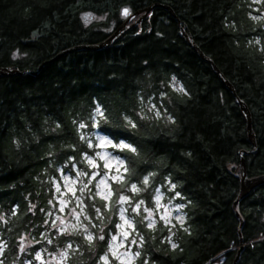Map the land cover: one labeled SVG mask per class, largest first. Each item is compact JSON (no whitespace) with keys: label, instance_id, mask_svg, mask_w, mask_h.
<instances>
[{"label":"trees","instance_id":"1","mask_svg":"<svg viewBox=\"0 0 264 264\" xmlns=\"http://www.w3.org/2000/svg\"><path fill=\"white\" fill-rule=\"evenodd\" d=\"M153 4L170 6L234 85L251 111L257 146L237 97L163 7L108 48L69 52L36 73L64 50L108 39L128 17L124 9ZM85 12L107 19L86 24ZM257 35H264V0H0V67L23 71L0 77V264H31L39 251L69 245L65 264H97L120 221V195L151 205L158 187L183 204L184 220L149 227L132 214L140 253L133 264H234L242 240L238 264H264V184L239 201L242 226L234 207L242 158L249 177L264 174V46ZM147 97L160 115L144 112ZM96 132L136 152L110 147L128 171L112 182L108 199L94 185L85 193L89 242L83 230L53 226L55 182L74 166L89 168L84 155L93 152Z\"/></svg>","mask_w":264,"mask_h":264},{"label":"rangeland","instance_id":"2","mask_svg":"<svg viewBox=\"0 0 264 264\" xmlns=\"http://www.w3.org/2000/svg\"><path fill=\"white\" fill-rule=\"evenodd\" d=\"M259 1V0H254ZM82 18L86 24H90L93 22L98 21H105L107 19L106 14H96L94 12H85L82 14ZM114 28V24H110L106 29L107 31H111ZM255 42L258 43L260 46H264V36H258L255 39ZM172 86L175 88H180V84L176 81H172ZM143 107L144 112L150 115L157 116V113H160L159 106L153 101V98L147 97L143 100ZM99 109V108H97ZM101 112V110L99 109ZM97 116L99 115L96 111ZM95 137H97V143L93 152L85 153L84 157L86 162L88 163L89 158H91L99 167H92L88 163V169L82 171L79 167H73L72 172H64L61 175L60 179H57L55 182V186L57 189V185L60 187V191L57 193V200H58V207L55 211L54 217V224L53 226L61 233L66 231H77L83 230L85 234L88 236L91 234L93 236V227L90 224V216L87 214L85 209V202H84V195L90 189L92 185L98 190V193L105 197L109 198V192H111V184L112 182L116 181L113 180L112 177L121 175L120 171L123 170V167H119L115 160H113L110 164L109 168L104 167V160L100 159L98 153H111L112 157H119L114 153L110 146L106 147H99V137H105L108 140L110 138L104 136L103 134L96 132ZM124 142V141H120ZM119 142V143H120ZM113 144H115L112 141ZM125 143V142H124ZM123 160V159H122ZM119 167V172L117 168ZM99 172L100 175L96 176L95 179H92L91 182L90 178L93 174ZM78 173H87L88 175H79ZM65 177L68 178L67 182L65 181ZM106 177V185H101L100 188H97V183L100 181L101 178ZM75 180L76 183L73 185L71 181ZM84 184H87L88 187L83 192H81V188ZM137 186V185H136ZM138 187V186H137ZM131 190V187H130ZM132 191V190H131ZM165 192L163 187H158L153 196V202L149 205L143 199H133L131 195L127 192H124L119 197V217L120 221L116 224V228L110 231L109 236V248L108 250L102 255L101 260L97 264H106L103 257L107 256V264H133L136 261L137 256L134 254L138 251L135 249V244H138L134 234L132 233V229L134 227V222L132 218V214H141L143 217V221L147 222L149 225L154 221V224H157L160 221H163L164 224L175 225L178 222H182L184 220L183 214V204L177 203V200L173 196H165ZM127 197V200L121 201V197ZM159 196V202H157L156 197ZM141 200L144 201L138 211H133V208L139 203ZM63 201V203H62ZM82 202V203H81ZM61 209H63L61 211ZM72 209H75V214H73ZM83 209V211H82ZM121 209H124V217L126 220L130 221V224L125 223V220L121 219ZM143 209L144 213L141 212ZM148 209L152 212V216H148ZM79 218L77 219V215ZM59 217V219H58ZM63 221V223H61ZM71 225H76L75 228L70 227ZM117 225H122L121 227H117ZM152 225V226H153ZM101 232V231H100ZM127 233V237L123 235V233ZM115 236L116 240L113 241L112 237ZM135 241V243H133ZM2 242L0 241V253L2 251ZM67 252L68 256V247H64L62 249H58L56 252L50 254L46 253L44 250L39 251L35 256V261L31 264H65L66 257H62L61 253ZM39 255V259L37 258Z\"/></svg>","mask_w":264,"mask_h":264},{"label":"water","instance_id":"3","mask_svg":"<svg viewBox=\"0 0 264 264\" xmlns=\"http://www.w3.org/2000/svg\"><path fill=\"white\" fill-rule=\"evenodd\" d=\"M156 7H163L167 11H169L170 14H172L174 16V18L177 20L178 24L181 27V33H182L185 41L187 43H189L191 46H193V48L196 50V52L200 55V57L203 60L209 62L212 65L213 69L218 74V76L221 79V81L223 82V84L230 91H232L234 93V95L237 97L238 103L241 107V111H242V113L246 119L247 125H248L249 137H250L252 143L254 144V146H257L256 135H255V132H254L253 126H252V114H251V111H250L248 105L239 98L234 85L226 78V76L223 74V72L220 70V68L216 65L214 60L211 57H209L200 48V46H198V44L194 41L193 36L186 31V25H184V26L182 25V23H183L182 20L176 15L174 10L170 6H167V5L153 4L149 7L138 10L136 12H129V10L127 9L128 10V15H127L128 17L120 26H118L116 29L113 30V32L111 33V35L109 36L108 39H106L105 41H102L100 43L84 44V45H80V46H76V47L64 50V51L60 52L56 57L44 61L39 66L36 73H39L44 68L45 65L59 59L60 57L66 55L69 52L80 51V50H103V49L108 48L109 46L115 44L127 31H129L136 24L141 22ZM124 10H123V13H124ZM139 14H142L141 17L138 20H136L134 23H131V21L135 17H137ZM22 73H23V71H20L19 69H14V68H10V67H0V77H10V76H14V75H21ZM241 171H242L241 190H240L239 196L235 202L234 207H235V210L237 212L238 217L241 220V226H242L243 225V218H242V215L240 214V211L238 208L239 201L242 200L246 195H248L256 187L264 184V174L256 176V177H249L248 173H247L246 161L244 158H242V160H241ZM244 246H245V243L242 240L241 241V247H240V250L238 252V255H237V258H236L234 264L239 263L241 252H242Z\"/></svg>","mask_w":264,"mask_h":264},{"label":"snow or ice","instance_id":"4","mask_svg":"<svg viewBox=\"0 0 264 264\" xmlns=\"http://www.w3.org/2000/svg\"><path fill=\"white\" fill-rule=\"evenodd\" d=\"M124 15H128V10H127V9L124 10ZM97 113H98L99 115H101V116L103 115V113L100 112L99 109H97ZM157 115H159V113H157ZM80 127H85V125L82 124V125H80ZM98 146H99V147L110 146V147H112V148H114V149H120V150H125V149H126V150H129V151H131V152H136V148L133 147V146L130 145V144H127V143H124V142H120V143H118V144H113L111 140H108V139H106L105 137H99V145H98ZM89 147H92V145L89 144ZM98 155L100 156V159H101V160H104V161H105V163H104V167H105V168H109L111 162H112L113 160H115L116 163H117V165H118L119 167H124V172H127V171H128L127 167L124 166V160H122V159H120V158H118V157H112L111 153H98ZM88 163H89L92 167H99V165H97V164H96L91 158H89ZM119 167L117 168V171H118V172H119ZM79 175H88V174H87V173H78V176H79ZM98 175H100L99 172L93 174V175L91 176L89 182H91L92 179H95L96 176H98ZM112 179H113V180H121V179H122V175L114 176V177H112ZM67 180H68V178L65 177V181H66V182H67ZM75 183H76L75 180L71 181V184L74 185ZM143 183H144L145 185L148 184V177H145V178H144ZM101 185H106V177H103V178L100 179V181L97 183V188L99 189ZM87 187H88V185H87V184H84L83 187L81 188V192H83L85 189H87ZM172 187L174 188L175 185H173ZM56 190H57L58 192L60 191V187H59V185H57V189H56ZM131 190H132L133 192H139V191H140V189L136 186V184H132V185H131ZM109 195H111V192H109ZM177 195H178V194H177ZM120 199H121V201H124V200H127V197H123V196H122ZM156 199H157V202H159L160 197L157 196ZM62 203H63V201H62ZM81 203H82V202H81ZM143 203H144L143 200H141L139 203H137V205L135 206V208H133V211H138V209L140 208V205H142ZM62 210H63V209H61V211H62ZM82 211H83V209H82ZM96 211L99 213L100 210H99V209H96ZM145 211H148V216H149V217L152 216V212H151V211H149L148 209H145ZM72 212H73V214H75V209H72ZM123 213H124V209H121V219H122V220H125V223L130 224V221H128V220L125 219ZM76 215H77V219H78L79 216H78V214H76ZM58 219H59V217H58ZM61 223H63V221H61ZM153 224H154V221H153L152 223L149 224V227H152ZM70 227L75 228L76 225H71ZM117 227H121V228H122V225H117ZM123 235H124L125 237H127L128 234L125 232V233H123ZM87 239L89 240V242H91L92 239H93L92 235L89 234L88 237H87ZM99 239L103 240V239H104V236L101 235V236L99 237ZM112 240L115 241V240H116V237L113 236V237H112ZM49 242H51V241H49ZM133 243H135V241H133ZM68 247L70 248L71 245H69ZM173 247H175V245H173ZM134 255H135V256H139L140 253L137 252V253H135ZM61 256H62V257H66V256H67V252H63V253H61ZM37 258L39 259V255H37ZM103 259L105 260V262H106V264H107V256L103 257ZM145 264H147L146 261H145Z\"/></svg>","mask_w":264,"mask_h":264},{"label":"flooded vegetation","instance_id":"5","mask_svg":"<svg viewBox=\"0 0 264 264\" xmlns=\"http://www.w3.org/2000/svg\"><path fill=\"white\" fill-rule=\"evenodd\" d=\"M255 21H256V23H259V21H260L259 13L255 14ZM259 36H261V35H259ZM257 37H258V35H257Z\"/></svg>","mask_w":264,"mask_h":264}]
</instances>
